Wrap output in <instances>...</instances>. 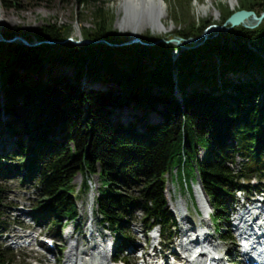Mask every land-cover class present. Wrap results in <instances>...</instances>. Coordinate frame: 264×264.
<instances>
[{
	"label": "trees",
	"instance_id": "obj_1",
	"mask_svg": "<svg viewBox=\"0 0 264 264\" xmlns=\"http://www.w3.org/2000/svg\"><path fill=\"white\" fill-rule=\"evenodd\" d=\"M0 1L5 10H18L23 0ZM78 1L93 23L81 30L84 39L117 45L129 40L114 29L107 0ZM177 2L181 12L173 16V38H199L211 20L196 18L190 0ZM239 5L232 11L222 4L219 25L239 10L264 12V0ZM72 29L48 24L23 35L29 43L56 45L0 42V137L6 132L16 139L13 150L0 156V235L9 227L7 180L36 185L40 199L33 215L59 231L64 221L79 216L74 181L81 174L83 194L90 190V176L100 178L97 212L117 234L116 259L133 244L129 224L139 210L145 228L159 226L163 240H171L177 222L166 185L175 170L181 180L199 175L218 231L225 234L236 191L264 189V21L256 29L220 31L189 50L164 42L63 44ZM16 35L14 28L5 37ZM162 38L172 39L148 32L143 41ZM61 66L73 74H55ZM231 74L243 77L236 83ZM124 107L135 120L119 119L117 110ZM155 113L161 119L153 123ZM200 149L206 151L203 158ZM238 157L244 161L236 173L230 164ZM254 178L257 187L250 184ZM15 262V253L0 241V264Z\"/></svg>",
	"mask_w": 264,
	"mask_h": 264
},
{
	"label": "rangeland",
	"instance_id": "obj_2",
	"mask_svg": "<svg viewBox=\"0 0 264 264\" xmlns=\"http://www.w3.org/2000/svg\"><path fill=\"white\" fill-rule=\"evenodd\" d=\"M239 2L240 0H190L189 8L191 10V13L196 18H206L208 20H211V24L219 25L221 22V14L220 9L222 7V4L228 5L232 11H236L239 8ZM118 0H107L106 9L110 11L111 14L114 15V29L117 30L122 35H128L129 41H132L135 37L141 38L142 42L143 37L150 32L154 36H161V37H169L173 39V36L175 34L176 30V24L172 22L173 16L175 13L179 15L181 12L179 8V3L177 0H162V3L164 4L166 8L167 16L163 20V24L167 30L166 33H158L151 30L149 27H142L139 29L138 34L135 35L132 28L123 30L119 23L120 18L122 17L119 8H118ZM207 6L206 11H201V7ZM90 10H86V8L82 7L78 0H43L39 2L30 1V0H23L21 3L20 9H11V10H5L2 7L1 1H0V37H5L6 34H8L12 29L16 28L19 32L20 36L23 37V35H29L30 32L36 28H39L44 25L48 24H58L59 26H70L72 29V33L69 36L68 39L73 38L75 41H79L83 39L81 36V30L84 28H92V17L90 15ZM206 31H203L201 36L197 38V42H195L193 45L199 44L204 39V33ZM158 33V34H157ZM220 33V31L216 29L211 28V35H217ZM15 37V36H14ZM6 38V37H5ZM24 38V37H23ZM208 38V39H209ZM25 39V38H24ZM165 39V38H164ZM26 40V39H25ZM167 40V39H166ZM36 42V41H34ZM33 42V43H34ZM68 43H71L68 41ZM83 46V45H81ZM86 46V45H84ZM55 74L61 76V75H72L73 70L61 66L58 70L55 71ZM238 77H243L241 74L236 75H229V80L235 81L238 83L237 79ZM250 80L248 77L246 78ZM245 80V78H244ZM109 86L100 85V84H86V89H107ZM179 95V92H176ZM4 99L3 97L1 98ZM139 117H143L140 112L135 111ZM132 110L128 107H124L121 110H117V114L119 115V119L124 122L128 123L132 120H135V117L131 115ZM152 121L160 120V116L158 114H151ZM153 122V123H154ZM16 142L15 138H11L9 134L6 132H3V134L0 137V156L5 154V151L7 149L6 145H11ZM10 150V149H8ZM206 154V151L203 149L199 150V157L203 158ZM243 158L238 157L236 159V162L231 165V167L235 171H239L243 164ZM180 179L177 171L175 170L172 175L168 176L167 181V197H171L173 199V204H169V208L172 211V213L177 217L178 222V228H177V234L179 235L174 240V247L175 251L179 250V247L177 245H180L182 241H184L186 238L184 237L183 233L185 232V227H187V224L184 223L181 220V212L186 216V220H188V224L194 227V230L191 233V236L195 238L197 231L200 230V228H203L205 231L210 230L211 233H214L213 230L215 229L216 225L213 224L209 217L206 215H202L201 209L198 205V198L196 195H201L203 186L200 182L199 176L195 175L191 178V181L188 179L187 182ZM80 181V182H79ZM82 183V176L79 175L75 181L74 184L77 186V193L78 194V204L80 206L79 211L81 212V216L79 219H77L74 222L67 223L64 225L63 228L60 227L59 235L56 236V232H58L56 229H53L55 231H52V226L50 223L48 224H37V222H34V228L36 229V232H41V236H47L49 238H54L56 242V249L54 251L55 256L51 253L47 254L44 251V248L46 246L43 245L44 248L40 251H30L26 250L24 252H19L17 255V263L16 264H55L56 261H54V257L56 258L60 251L64 252L63 250L66 247V243L69 240H78L79 242V248L84 252V261L82 264H89V260L91 259V256H93V260L91 261V264H99L103 260L101 259V252L104 253V261H106V254H105V246L107 242H111V239H113L115 236L111 235L109 231H107L102 223V219L98 217L94 211V202L96 201L97 196L99 195V188L101 186V181L99 176H90L89 177V183H90V191L86 194H83L82 191L79 190V186ZM5 186L8 187L6 192L7 197V204H9L12 207L16 206H31L32 209H35L38 200L37 196L34 193V189L30 188V186L27 185H21L18 179H11L7 180L5 183ZM188 185V186H187ZM189 187H192V193L194 196L195 203L191 197ZM200 188V189H199ZM202 188V190H201ZM204 196V195H202ZM245 196V195H243ZM250 194L248 197H254ZM36 198V199H35ZM94 199V200H93ZM246 199V196H245ZM245 199L239 198V201H245ZM209 205V204H208ZM249 206V205H248ZM11 207V208H12ZM182 210L181 212L178 211L179 208ZM250 207V206H249ZM94 209V211H93ZM210 214L214 212L213 208L208 206ZM198 212L200 214H198ZM207 218V224L203 223V219ZM55 226H58L59 224L53 223ZM140 219L133 222L130 227V234L134 239H139L142 235L140 233V228L142 226L140 225ZM218 224V223H216ZM186 225V226H185ZM224 225V224H223ZM228 227L224 225V231H226ZM13 227H11V231L4 235L3 238L7 237L8 235L13 236L15 234H22V232L19 230L18 232H13ZM71 233V234H70ZM194 233V234H193ZM93 236L91 237V235ZM68 235H71L68 237ZM216 237H220L219 233H216ZM232 236L233 240H228L227 242H223L225 244V248H239V239H236L235 234L231 233V231H228V233L225 234V237ZM148 237L150 235H147ZM167 243H169L168 240H166ZM216 242H218L216 240ZM8 243V242H7ZM38 243H40L38 241ZM142 243V242H140ZM144 245V244H143ZM33 248H37L35 246V243L33 245ZM163 250L158 249L159 253L164 254V251H167V255L170 256L171 251L174 250V248L170 249V245L167 244L165 247H162ZM146 251L150 254H153V252L150 250L149 247H147ZM157 252V253H158ZM47 254V255H46ZM136 254H133L130 256L131 261L134 264H141V260L137 259ZM62 260H64V255L61 256ZM47 258L52 259L53 263L47 262ZM87 259V260H86ZM150 260V259H149ZM169 262H173L172 259L169 258ZM57 264H62V261Z\"/></svg>",
	"mask_w": 264,
	"mask_h": 264
},
{
	"label": "bare ground",
	"instance_id": "obj_3",
	"mask_svg": "<svg viewBox=\"0 0 264 264\" xmlns=\"http://www.w3.org/2000/svg\"><path fill=\"white\" fill-rule=\"evenodd\" d=\"M117 5H118L119 11L122 15L118 24L120 25V27L123 30H127V29L132 28L135 35L138 34L139 29L142 27H149L154 32H158V33H162V34L167 32V30L163 24V20L166 18L167 13H166V8H165L164 4L162 3V0H118ZM207 9H208L207 6H204V7H201L200 10L206 11ZM47 42H50V41H47ZM64 43L65 42H63V44ZM49 45H51V44H49ZM38 46H40V45H38ZM29 47H33V46H29ZM117 47H119V46H117ZM6 147L9 148L10 150H12L13 144L6 145ZM201 190H202V188H201ZM202 195H204L203 190H202L201 195H196L198 198V201H199L198 204H199L201 211L204 214H208L209 213L208 199L205 197V195L204 196H202ZM179 210H180V212L182 211L180 208H179ZM186 219H187L186 216L181 212V220L187 224V227H185V230H184L185 232L183 233V235L186 239L181 242V246L184 247L185 249L189 250L190 249L189 240L192 237L191 233H189V232H192L194 230V227L192 226V224L189 225L188 224L189 222ZM203 220L206 221L205 218ZM92 236H93V234L91 235V237ZM197 236H198V234L196 235V237ZM199 236H200L199 239L201 240V243L203 244V248L206 249V251H208V248L206 246L207 240L205 237L206 236L205 233L203 235H199ZM101 254H103V252H101ZM212 254L215 255V254H218V252H214ZM205 255L195 254V256L192 258V259L196 258L195 263H193V264H205L206 258H207V256H205ZM207 255L209 256L208 253H207ZM203 256H205L206 258L202 260L201 258ZM76 263L82 264V260L77 259ZM89 264H91V262Z\"/></svg>",
	"mask_w": 264,
	"mask_h": 264
},
{
	"label": "water",
	"instance_id": "obj_4",
	"mask_svg": "<svg viewBox=\"0 0 264 264\" xmlns=\"http://www.w3.org/2000/svg\"><path fill=\"white\" fill-rule=\"evenodd\" d=\"M264 21V12L258 16L254 11H248V10H239L235 12L226 22L225 24L221 26H214L212 29H216L218 31H230L236 27L243 26L244 28L247 29H256L258 28L262 22ZM211 34V30L206 32V35L203 39V41L199 44L193 45L195 42H197V39H183L181 37H174L173 39L166 40L164 38L160 39L159 41L155 43H147V42H140L143 45H156L160 42L164 43H173L176 46H178L181 50H189L198 47L199 45H202L205 41L208 40L209 36ZM0 42H7V43H21L27 46H38L41 44H51V45H56L58 42H46V41H36L34 43H28L27 40H25L23 37L20 36H15L11 39H7L5 37H0ZM65 43H68L67 41ZM74 45L81 46V45H95V44H107L109 46H124V45H131L134 44L133 41L125 42L123 44H112L108 42L107 40H88V39H81L79 41H74L72 42Z\"/></svg>",
	"mask_w": 264,
	"mask_h": 264
}]
</instances>
